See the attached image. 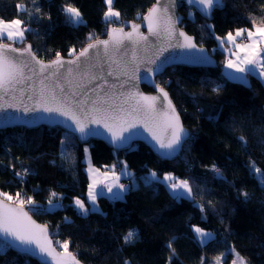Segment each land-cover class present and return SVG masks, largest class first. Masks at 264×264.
Instances as JSON below:
<instances>
[{"label": "trees", "instance_id": "1", "mask_svg": "<svg viewBox=\"0 0 264 264\" xmlns=\"http://www.w3.org/2000/svg\"><path fill=\"white\" fill-rule=\"evenodd\" d=\"M153 3L114 0L120 16L106 22L103 0H0V18L25 21L30 31L13 44H31L36 56L48 61L57 52L72 56L85 43L103 38L109 25L136 22ZM17 4L27 11L18 12ZM69 5L81 12L84 23L69 22L64 12ZM178 12L183 16L180 28L207 49L216 66L172 65L155 77L190 131L175 159L162 161L141 143L121 151L100 140L80 144L57 127L0 130V192L31 197L35 203L24 207L49 227L54 246L63 250L55 242L68 241L69 251L84 264H212L224 251L228 254L221 264H228L230 250L246 264H264V183L255 172L259 168L264 173V84L249 72L245 81L226 78V55L217 43L235 29L252 27L253 18L260 24L264 0H224L209 21L184 6ZM141 89L151 92L144 85ZM85 149L95 167L123 164L134 185L121 198L98 196V210L82 214L72 201L81 199L88 206ZM165 174L188 180L192 195L165 193ZM193 227L212 232V237L200 243ZM129 230L136 237L125 243ZM0 264L38 263L0 241Z\"/></svg>", "mask_w": 264, "mask_h": 264}, {"label": "snow or ice", "instance_id": "2", "mask_svg": "<svg viewBox=\"0 0 264 264\" xmlns=\"http://www.w3.org/2000/svg\"><path fill=\"white\" fill-rule=\"evenodd\" d=\"M31 2L35 3V0H31ZM103 2L108 6L103 14L104 20L106 22H111L113 17L119 18L120 13L112 7L114 0H103ZM196 2L202 5L204 10H207V12L210 13L214 6L221 3V0H196ZM160 3L161 0H156V4L153 5L143 19L148 22L149 34L160 36L161 32H164L170 36L174 33L176 21L173 16L168 14V6L165 5L161 8L159 6ZM173 3H175V0H173ZM16 8L18 12L21 10L27 11L22 4H17ZM64 12L67 14L69 22L73 24L84 23L81 12L76 7L69 5L64 8ZM29 15L31 16V13H29ZM25 23V21H22L19 18L12 19L11 21H5L3 18H0V93H3V95H0V101H2L4 96L10 91H15V86L17 84H21L26 80H31L32 75H36L35 67L34 65H31L30 61L18 60L16 57L9 55L10 53H18L21 56L27 53L31 56V61H34L35 64L40 66V73H44L46 70L53 68V66H56L58 71V69L63 67L65 63L77 64V67L79 68V58L87 57L90 49H98L100 45L104 46L105 54L108 55L110 44L112 46V51L114 52L118 50L124 40H129L135 45L142 41H147L148 39V36L139 32L140 25L134 24L132 26V32H124L123 28L112 29L109 32V40H97L96 43L89 44L86 48L81 50L79 57L75 60L65 62L62 59L60 52H57L56 59L45 64L42 60L37 59L36 54L32 52L31 46L24 49H18L11 44L4 42L5 38L9 41L23 40L25 33L30 31V29L24 27ZM252 27L254 28V31L237 29L235 35H233L232 32H229L226 37L221 40V43H224V40H226L228 43L234 44L237 49V52L232 53V55L237 57L236 61L229 59L226 62L225 67L233 69L238 73H246L253 68H260L259 75L264 77V47L260 46L261 44H264V20H262L260 24H257L255 18H253ZM245 33H247L246 39L250 42L244 44L236 43V39L243 36ZM179 35L184 37L185 40L184 44L178 45L179 47H196V45L192 43L191 37L186 36L183 32H180ZM255 37H260V39H254ZM89 38H92L91 34ZM217 39L221 38L218 37ZM163 50L164 49H161V51ZM73 51V49H70L69 54H72ZM240 51H243L246 54L243 57H240L238 55V52ZM148 63L154 64L155 60H149ZM139 70L138 66L134 69V71L137 72ZM155 70H158V68ZM26 71L32 73V75H27ZM153 71L154 69L152 68H145L144 78L147 79V75ZM71 74L72 69L69 68L68 75L70 76ZM112 74L111 71L108 72L109 76ZM56 75V71L49 72L45 79L50 80ZM82 75L88 77L89 82L97 79L95 75L89 77V69L87 68H85ZM226 75L229 79H244L243 77H234L231 73H227ZM137 78L139 79V77ZM40 83L44 85L43 80ZM68 84L71 86L72 81L69 80ZM81 86L82 83L77 84V87ZM112 87H115V85ZM121 87H123V85H121ZM56 89H59V94H57ZM218 90L219 86L214 89V91ZM93 91L95 92V89H93ZM158 91L163 96L164 101H167L166 109L163 107L160 109L157 108V96H144L141 93L129 92L127 94L122 93L121 96L123 99H121L120 97H115L106 92L104 96H100L96 93L95 98L93 99L88 96L87 91H84L81 93L83 98L75 102L78 110L84 113V119L81 120L76 115V112L73 111L72 100L70 99V97L76 96L77 93L72 91L65 94L64 86L59 82H56L44 85L40 88L35 110L45 113H56L59 116L72 119L73 123L76 125L73 131L79 132L81 137L99 134L98 129L89 127L90 124L103 127L111 135V142L117 144V146H119L118 142L131 139V136L136 135V133H131L128 137H125L123 134L129 132L132 128H136V121L142 120L145 130L150 132L153 140L159 145V148L168 150L162 153V155H170L181 145L186 133L180 125L179 116L176 114V110L172 106L171 100L168 98V93L165 92L163 88L159 87ZM29 99H32V97L29 96ZM89 104L91 107H87ZM8 106L11 107L12 105ZM3 107L4 105L0 103V109ZM25 111L27 112L29 109L25 108ZM149 125H151V127H149ZM240 139L243 140L244 138L241 137ZM85 151L87 152V149H85ZM253 167L255 166L253 165ZM214 170L217 172L219 171L215 168ZM28 171V169H24V174H28ZM255 172L260 175L261 183H264V173L261 172V169L255 168ZM16 175L23 179L20 172H17ZM151 176L156 178L157 174L152 172ZM114 179L118 178L114 177ZM163 179L164 181H174L167 185L172 190L174 196H180L182 194L178 191L179 189H183V191L189 196L192 195V188L188 180H175L170 174H166ZM97 183L98 181L94 179L88 186V198L93 205H95L97 196L102 194V192L96 191ZM107 187L109 192L113 191V187H118L120 191L125 190V186L122 184L114 183L112 186ZM53 195H55V193H53ZM244 195L247 194L245 193ZM0 197H4L8 201L13 202L12 204H5L3 200H0V235L12 237L14 240L19 241L21 245H35L41 256L49 257L51 259V264H80L76 255L69 251L68 241H56L55 243L63 249L61 252L56 251L53 247V241L49 239L47 229L40 225H36L35 222L31 220L28 211H25L24 209L25 204L32 205L35 203L31 197H27L26 199L21 198L22 193L20 192H17L15 197L8 193L0 192ZM51 203L52 201L50 199L49 204ZM74 203L82 214H87L90 211L83 200L75 199ZM97 210L98 209L96 208L91 209V211ZM29 211H31V209H29ZM194 230L200 237H207L209 235L199 227H196ZM135 237L136 232L134 230H129L124 236V241L125 243H131ZM168 247L169 249H172L171 241L169 242ZM24 251L31 252V248H25ZM217 260L219 264V258H217ZM45 264H48V261H45ZM124 264H129V262L125 261ZM232 264H246V261L237 253V259L233 260Z\"/></svg>", "mask_w": 264, "mask_h": 264}, {"label": "water", "instance_id": "3", "mask_svg": "<svg viewBox=\"0 0 264 264\" xmlns=\"http://www.w3.org/2000/svg\"><path fill=\"white\" fill-rule=\"evenodd\" d=\"M155 4L156 0H154V3L147 8L144 14L136 22L130 21L126 22V24L115 26L109 25L105 31V35L103 38H97L93 41L85 43L84 46L74 52L72 56H62V59L65 62L69 60H75L77 57H79L81 50L86 48L89 44L96 43L97 40H109V32L112 29L123 28L124 32H132V26L134 24L140 25L139 32L145 36H148L147 41H142L139 44L134 45L131 41L124 40L123 43L119 46L118 50L114 52L112 51V46L110 44L108 55L105 54L104 46L100 45L98 49H90L87 57L79 58V68L77 67V64L65 63L63 67H60L58 69V71L56 66H53V68L46 70L44 73H40V66L35 64L34 61H31L30 55L25 53L23 56H21L18 53H10L9 55L16 57L18 60L30 61L31 65H34L35 67L36 75H32V73H28L26 71L27 75H32V79L26 80L21 84H17L15 86L16 90L10 91L6 96H4V99L0 101V103L4 105V107L0 109V130L11 128L33 129L43 125L49 128L57 127L63 132L73 136L80 144H88V142L90 141L100 140L109 148H112L115 151H121L131 148V144L141 143L146 145L150 152L162 161H170L175 159L180 154L179 152L181 151L183 144L186 142L190 135V131H188V129L183 126L181 120L180 125L184 129L186 136L183 138L181 145L174 152H172V154L162 155V153L168 150L159 148V145L155 140H153L150 132L145 130V126L142 120L136 121V128H132L129 130V132H125L123 134L125 137H128L131 133H136V135L131 136V139L118 142L119 146H117V144H113L111 142V135L103 127L90 124L89 127L98 129L99 134L81 137V134L79 132L73 131L76 125L73 123L72 119H68L64 116H59L56 113H45L35 110V108L37 107L36 101L39 98L38 93L40 88L44 85H49L56 82H59L64 86L65 94L72 91H75L77 93L76 96L70 97V99L72 100L73 111L76 112V115L81 120L84 119V113L78 110L75 102L83 98L81 96V93L84 91H87L88 96L93 99L95 98L96 93H98L100 96H104L106 92L115 97H120L121 99H123V97L121 96L122 93L127 94L129 92L141 93L144 96H157V108L160 109L163 107L166 109L167 101H164L163 96L158 91L159 86L155 82L156 76L160 75L161 72H163L166 68L172 67V65L187 66L192 68H215L216 60L208 53L207 49L196 44L194 37L190 36L182 28H180L183 16L178 12V9H180V7L182 6L187 9H192L201 18L209 21L214 10H221L223 8L224 0H221V3L219 5L214 6L211 9L210 13H208L207 10H204L203 6L198 4L196 0H175V3H173V0H161L159 6L163 8L165 5H167L169 9L168 14L173 16L176 21L174 33L170 36L164 32H161L160 36L149 34L148 22L145 21L143 17L148 14L149 10ZM180 32H183L186 36L191 37L192 43H194L196 47H179L178 45H182L185 43L184 37L179 35ZM5 43H9L13 47L18 49H24L28 46H31V44H25L22 47H16L13 43ZM161 49L164 50L161 51ZM32 52L34 53V51ZM37 59L39 58L37 57ZM54 59H56V56L48 61H44L42 59L41 60L45 64H47ZM149 60H155V63L149 64ZM137 66L140 69L138 72L134 71ZM69 68L72 69V74L70 76L68 75ZM85 68L89 69V77L95 75L97 79L89 82V78L82 75ZM145 68L154 69L153 72L147 75V79L144 78ZM157 68L158 70H155ZM53 71H56L57 75L53 76L50 80L45 79L48 73ZM109 71L113 73L111 76L108 75ZM137 77H139V79ZM42 80L44 81V85L40 83ZM69 80L72 81L71 86H69L68 84ZM81 83L82 86L77 87V84ZM113 85H115V87H112ZM121 85H123V87H121ZM141 85H144L147 88L151 89V92H145L144 90H142ZM93 89H95V92L93 91ZM164 91L167 92L166 89H164ZM56 92L57 94H59V89H56ZM0 95H3V93H0ZM29 96H31L32 99H29ZM168 98L169 100H171L172 106L176 110V107L172 99H170L169 95ZM8 105L12 106L9 107ZM87 107H91V105L89 104ZM25 108L29 109V111L26 112ZM176 114L179 116L178 110H176ZM149 127H151V125H149ZM0 200H3L5 204H12L10 201L4 198L0 197ZM24 209L25 211H27L26 208ZM29 216L36 225L45 227L49 233V227L36 221L31 214H29ZM49 239L52 240L50 235ZM0 241L4 245H7V247L15 253L17 252L18 254L28 257L38 264H45V261H48V264H51V259L49 257L41 256L39 250L36 249L35 245H21L19 241L14 240L12 237H5L3 235H0ZM29 247L31 248V252H25L24 249ZM53 247L58 252L63 251L58 250L56 246H54V244ZM80 264L84 263L80 262Z\"/></svg>", "mask_w": 264, "mask_h": 264}, {"label": "crops", "instance_id": "4", "mask_svg": "<svg viewBox=\"0 0 264 264\" xmlns=\"http://www.w3.org/2000/svg\"><path fill=\"white\" fill-rule=\"evenodd\" d=\"M247 29H250V30L254 31L253 27H250V28H247ZM232 34L235 35V31L232 32ZM243 36L246 38L247 33H245ZM224 38H221V39H219L217 41L218 47L220 49H222V51L226 55L225 56V60L223 62V64H224L223 65V74L226 76V78H228V76L226 75L227 73H231L232 76H234V77H243L244 78L243 80L230 79V80H233V81H245L246 80V74L245 73H238V72H235L233 69H229V68L225 67L226 62L229 59H231L233 61H236L237 57L235 55H232V53L233 52H237V49L235 48L234 44L228 43L226 40H224V43H221V40H223ZM239 39H240V37H238L236 39V43L244 44V43H249L250 42L247 39H246V42H241ZM254 39L259 40L260 37H255ZM260 46L264 47V44H261ZM245 54L246 53L243 52V51L238 52V55L240 57H243ZM260 70H261L260 68H254V70L252 69L251 71H249V73L256 75L258 77V79H260L261 82L264 84V77H261L259 75ZM246 73H248V72H246ZM83 158H84L83 159L84 169H85L86 177L88 179V184H87V188H86V190H87V192H86V201H87V204H88L87 207L90 209V211H91L92 208H96L97 209V201L95 202V205H93L92 202L88 198V191H89L88 186H89V184H91L93 182L94 179L98 181V183L96 185V191L97 192H102L101 195H104L109 200L121 198L123 196V193L127 190L126 186L128 187L129 185L130 186L134 185V178L130 177V174H129L127 168L123 164H121V165H119V164H111V166L98 168V167H95V166H93L91 164L88 152L84 151ZM105 174H107V175H105ZM114 177H116L118 179H114ZM163 177L161 178V180H162L163 185L165 187V190H164L165 193H167L168 195H170L172 197H177V196L173 195L172 190L167 186L169 183H172L174 181H164ZM114 183L115 184L124 185L125 186V190L124 191H120V189L118 187H113V191L109 192L107 186H112ZM180 190L181 189L178 190L180 193H182L180 196L188 197L187 193H185L183 190L182 191H180ZM101 195H98V196H101ZM76 209L79 211L78 208H76Z\"/></svg>", "mask_w": 264, "mask_h": 264}, {"label": "rangeland", "instance_id": "5", "mask_svg": "<svg viewBox=\"0 0 264 264\" xmlns=\"http://www.w3.org/2000/svg\"><path fill=\"white\" fill-rule=\"evenodd\" d=\"M247 29V28H246ZM237 29H235V31H236ZM248 30H250V29H248ZM253 30H254V28H253ZM226 36V35H225ZM224 36V37H225ZM224 37H222V38H224ZM242 38H245L244 36H241L240 37V41L241 42H246V38H245V41H242L241 39ZM5 40H7L6 38H5ZM219 40V39H218ZM9 41V40H8ZM12 43H18V42H21L20 40H16V41H11ZM25 44H23V45H20L19 47H22V46H24ZM253 70H254V68H253ZM126 188H127V186H126ZM183 189H181L180 191H182ZM15 197V196H14ZM1 198H4V197H1ZM21 198H24V196L23 197H21ZM5 199V198H4ZM75 199H77V198H75ZM75 199H73V205H74V207L75 208H77L76 206H75V203H74V201H75ZM7 200V199H6ZM11 203H13L12 201H10ZM150 208H151V205L149 206ZM148 207V208H149ZM25 208V207H24ZM143 215H145V213H147V210L145 209L143 212ZM193 229H195V227H193ZM194 232H195V230H194ZM206 233H208L209 235L207 236V237H200L196 232H195V234L197 235V239L199 240V242L200 243H203V242H205L206 240H207V238H211L212 237V232L210 233V232H206ZM230 252H231V261H229L228 262V264H232V262H233V260H236L237 259V255L235 254V252L233 253L231 250H230ZM227 254H228V251H224L222 254H219L218 256H216L214 259H213V262H212V264H218V260H217V258H219V264H221V263H223L224 262V260L227 258Z\"/></svg>", "mask_w": 264, "mask_h": 264}, {"label": "built area", "instance_id": "6", "mask_svg": "<svg viewBox=\"0 0 264 264\" xmlns=\"http://www.w3.org/2000/svg\"><path fill=\"white\" fill-rule=\"evenodd\" d=\"M241 40H242V41H245V38H242ZM184 180H185V179H184Z\"/></svg>", "mask_w": 264, "mask_h": 264}]
</instances>
